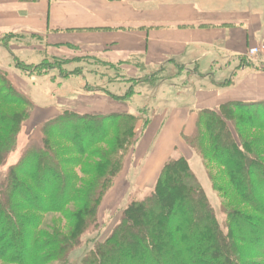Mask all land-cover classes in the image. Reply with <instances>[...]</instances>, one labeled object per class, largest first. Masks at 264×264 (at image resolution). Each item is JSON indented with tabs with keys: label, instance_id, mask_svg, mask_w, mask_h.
Instances as JSON below:
<instances>
[{
	"label": "trees",
	"instance_id": "1",
	"mask_svg": "<svg viewBox=\"0 0 264 264\" xmlns=\"http://www.w3.org/2000/svg\"><path fill=\"white\" fill-rule=\"evenodd\" d=\"M35 70L41 71V65ZM0 77L4 83L0 88V259L69 264V254L82 248L86 233L101 230L103 201L139 140L136 124L144 122L142 133L149 118L132 112L63 110L44 122L41 139L31 140L20 158L2 171L33 103L15 88L5 70L0 69ZM260 116L264 106L227 102L218 109L202 110L187 137L189 147L211 172L216 191L225 198L232 188L253 213L240 209L236 201L225 204L224 233L189 160L173 155L149 194L130 199L120 209L112 232L94 240L79 264H248V257L258 256L251 250L264 244V119H257ZM81 165L80 173L88 179L71 172ZM215 168L227 176L229 188L217 184ZM74 203L68 231L40 228L41 213L59 212Z\"/></svg>",
	"mask_w": 264,
	"mask_h": 264
},
{
	"label": "crops",
	"instance_id": "2",
	"mask_svg": "<svg viewBox=\"0 0 264 264\" xmlns=\"http://www.w3.org/2000/svg\"><path fill=\"white\" fill-rule=\"evenodd\" d=\"M8 34L27 39L3 45ZM261 42L264 0H0V69L8 73L20 92L29 90L28 82L37 75L15 68L7 58V50L15 57L20 56L14 54L16 51L32 50L70 62L89 59L105 69L95 68L90 74L107 82L108 88H93L89 78L86 87H73L75 82L70 77L74 74L61 81L47 80L57 83L60 91L56 103L48 106H36L29 97L33 103L29 118L33 129L63 110L141 114L138 107L126 103L143 96L151 81L139 84L145 90L118 97L122 95L109 89L115 82L114 76L108 75L112 71L125 74L130 87L137 76L162 74L173 63L183 66V72L198 76L191 83L193 89L187 86L183 93L171 92L178 84L160 86L156 95L149 93L150 100L159 101V106L106 195L103 209L121 206L132 188L128 178L133 168L141 166L135 182L143 190L155 186L178 148L189 160L193 150L183 134L193 133L202 110L218 109L231 101L264 106V69H231L250 47Z\"/></svg>",
	"mask_w": 264,
	"mask_h": 264
},
{
	"label": "rangeland",
	"instance_id": "3",
	"mask_svg": "<svg viewBox=\"0 0 264 264\" xmlns=\"http://www.w3.org/2000/svg\"><path fill=\"white\" fill-rule=\"evenodd\" d=\"M24 38L27 39L26 36H21V35L6 36L4 38L3 45L4 44L7 45L11 41H26ZM262 43L264 42L255 44L254 46L261 45ZM12 50L15 51L14 49ZM6 53H7V58L9 62L12 63L15 68L16 66H18L19 69L22 68L21 70L26 73H29L25 71L26 69L31 70V73H35V75L38 76V77L33 76L31 81L28 82L29 88L27 89L29 90H26L24 94L27 97H30L32 101L34 102V104L39 107L48 106L51 103H56L57 95L59 94L60 90H58L57 83L53 84L51 81H47V80H50L51 78L52 79L57 78L56 81L58 80L61 81V80H64L63 77H65L66 75L69 76V74H74V75H71L70 77V80L75 82L74 84L73 83L71 84L73 87L74 86L84 87V85L86 87L87 84H85V82L86 80H88V78L89 80L94 82L95 87L94 85H92L93 88L99 87L96 85H101V86L108 85L107 82H104V80H101V78L99 77L95 78L92 76L93 74H90L91 70H94L95 68H99L100 71H104L105 69H103V67H100L98 63H95L89 59H87V61L86 60L83 61L82 59V60H78L75 62L74 61L70 62L69 60L63 61V60H60V58L58 57H52V55L42 54V53L35 52L32 50L25 52L27 54L23 52H18V51L14 52V54H16L17 56L20 55L19 57L12 56V54L8 50L6 51ZM55 58H58V59H55ZM39 65H41L42 70L37 72L35 69ZM59 65H61L62 69H60ZM244 66L245 67L247 66L257 67V68L264 69V54L251 57L248 55V53H246L240 61H237V63H234L231 69L239 70L241 69V67H244ZM183 69L184 67L181 66L180 64H174V63L169 64L167 65L166 69L164 70V73L162 74L161 73L158 74V72H155V73L151 72L147 74L143 73L142 74L143 77L137 76V79L134 78L133 82H131V84L134 83V85H132L131 87L130 85H127L128 81L125 80V74L121 72L112 71L108 75L114 76L112 77V79L115 80V82L113 84V88L109 87V89H111L114 93L122 95L118 97H122V98L124 96L130 97L131 94L139 92V90H145L144 86L139 85L140 83H146V80L151 81L149 89L147 91L145 90V94L143 96L134 97L132 100L134 101V103H132V101L129 102L128 104L126 103V105L130 107H133V108L138 107L143 117L149 118L151 114L154 111H156L157 106H159V103H160L157 100L156 101L150 100V97H148L149 93H151L152 95L154 94L156 95L160 90L159 88L160 86H163L165 88L169 85H174V84H178V86L177 88H174V87L171 88V92L177 91V92L183 93V91H185L187 86L191 87V83L195 82L198 76L195 78L193 73H190L188 70L183 72ZM100 71H99V75L101 76ZM83 73H86L87 78L84 76ZM149 78L150 80H148ZM164 78H167V79L162 80ZM205 80H204V83L206 81L211 82L210 79L206 81ZM40 82L41 83L43 82V83L40 84ZM3 86H4V83H3L2 78L0 77V88H3ZM93 88H90V89H93ZM191 89L193 88L191 87ZM134 90L135 92H133ZM122 98H118V99L121 100ZM183 101L184 100L182 99L181 102ZM258 115H261V114L256 113L257 117ZM263 117L264 116H260L257 119H260V120L264 119ZM31 124L32 122L29 121V119L23 124L18 134L16 149L10 153L8 160H7V164L2 168V171H5L6 169H8V167L11 164L15 163L18 160V158H20L22 150L31 140L41 139L42 137L41 127L43 124L38 126V128L36 129H33ZM143 124H144L143 121H138L136 124V132L140 139L143 137L141 136V129L143 127ZM188 136H190V134H185V133L183 134V139L186 142H187ZM182 153H185V152H183L181 148H178V152L175 153L174 155L181 156L183 155ZM189 157H190L189 160H190V165H191L192 170L197 175L207 195L209 196V198L213 202V205L216 208L217 215L219 217V222L221 224V228L223 229L224 233L227 232V229L225 228V221L227 218V215L225 214V211H226L225 204L229 205L228 202L236 201V203H238L237 205L240 206V209H242L243 211H247L248 213L254 212V210L249 205H247L245 202L240 200L239 197L237 198V196H234V193H232L234 191L232 190V188H229L227 176L221 172L222 170L215 168L212 171V173L215 174L218 185L222 184L224 187L228 186L229 191L231 193L225 194V198L222 196V193L216 191V189L214 188L213 181L209 175V173L211 172L205 167L202 158L194 151H192V155ZM82 167L83 165L71 168V172H78V174H81L82 176H84L82 173H80V169H82ZM140 167L133 168L129 175L128 179H129V182L132 183V188L130 190V193L123 200L121 206L116 210L109 209V208H106V209L101 208L102 210L100 211L101 213L99 217V222L100 224H102L101 230L99 229L100 231L95 232L93 234L92 233L89 234V232L86 233V235L83 238L84 243L82 245V248L75 249L69 254V257H68L69 264H79L85 251L93 245L94 240L104 239L107 235H109L112 232V228L118 221V218L120 215V209L124 207L130 201V199L140 200L144 198L145 196H147L149 192L153 189V187L152 188L149 187L143 190L139 189V186L135 182L136 181L135 178L139 172ZM84 177H86V179L89 178V176L87 175H85ZM221 180H225V181L221 182ZM232 197H234L236 200H233ZM75 205L77 204L76 203L70 204L64 207L62 211H59V212L41 213L40 214L41 215L40 228L47 232H52L54 230L53 229L54 227H60L61 229L68 231L67 229L72 222L70 219L71 217L70 214L74 210ZM251 251L259 255L258 256L254 255L255 257L254 256L248 257L247 259L249 260L248 264H260L264 262V244L263 243L260 244V248L258 250L253 248ZM0 264H17V263H11L5 257V258L0 259ZM47 264H62V262L60 260L59 261L53 260V261L48 262Z\"/></svg>",
	"mask_w": 264,
	"mask_h": 264
},
{
	"label": "built area",
	"instance_id": "4",
	"mask_svg": "<svg viewBox=\"0 0 264 264\" xmlns=\"http://www.w3.org/2000/svg\"><path fill=\"white\" fill-rule=\"evenodd\" d=\"M248 55L251 57H255L258 55L264 54V43L258 46H252L247 51Z\"/></svg>",
	"mask_w": 264,
	"mask_h": 264
}]
</instances>
